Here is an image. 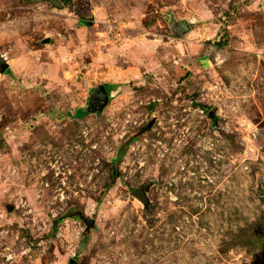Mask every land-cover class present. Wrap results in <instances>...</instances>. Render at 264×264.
I'll list each match as a JSON object with an SVG mask.
<instances>
[{"label":"rangeland","instance_id":"rangeland-1","mask_svg":"<svg viewBox=\"0 0 264 264\" xmlns=\"http://www.w3.org/2000/svg\"><path fill=\"white\" fill-rule=\"evenodd\" d=\"M59 1L0 0V264H264V0Z\"/></svg>","mask_w":264,"mask_h":264},{"label":"water","instance_id":"water-1","mask_svg":"<svg viewBox=\"0 0 264 264\" xmlns=\"http://www.w3.org/2000/svg\"><path fill=\"white\" fill-rule=\"evenodd\" d=\"M43 1H47L52 8H56L58 10H61L63 8L59 0H43ZM169 26L173 36L175 37H182L191 31L188 22L184 20L182 21L174 20L173 17H171L170 19ZM8 67L9 64L6 58L3 55H0V75L4 74V72L8 69ZM107 102H108V94L105 86L103 84L98 85L89 91L88 99L85 105L79 108L78 110H76L74 117L76 119H79L92 114L100 115L105 109ZM208 118L213 119L214 113L210 112L208 114ZM151 185L152 184H148L146 186H140L138 188H134L131 191V196L140 202L145 212H148L151 204L147 196ZM256 193L260 196L262 195V191L259 187L256 189ZM81 219L86 225V230H89L90 228L93 227L94 225L93 220L83 216H81ZM69 264H76V263L73 260H70Z\"/></svg>","mask_w":264,"mask_h":264},{"label":"trees","instance_id":"trees-1","mask_svg":"<svg viewBox=\"0 0 264 264\" xmlns=\"http://www.w3.org/2000/svg\"><path fill=\"white\" fill-rule=\"evenodd\" d=\"M105 87H107V86H105Z\"/></svg>","mask_w":264,"mask_h":264},{"label":"flooded vegetation","instance_id":"flooded-vegetation-1","mask_svg":"<svg viewBox=\"0 0 264 264\" xmlns=\"http://www.w3.org/2000/svg\"><path fill=\"white\" fill-rule=\"evenodd\" d=\"M106 88V87H105Z\"/></svg>","mask_w":264,"mask_h":264}]
</instances>
